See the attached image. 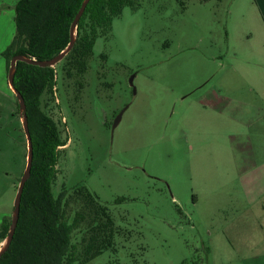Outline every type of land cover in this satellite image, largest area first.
I'll return each mask as SVG.
<instances>
[{"label": "rangeland", "instance_id": "374dc122", "mask_svg": "<svg viewBox=\"0 0 264 264\" xmlns=\"http://www.w3.org/2000/svg\"><path fill=\"white\" fill-rule=\"evenodd\" d=\"M262 4L134 0L89 73L54 66L56 99L43 105L66 145L53 193L88 188L123 230L88 264H264ZM6 78L0 66V224L28 163Z\"/></svg>", "mask_w": 264, "mask_h": 264}, {"label": "trees", "instance_id": "16d2710c", "mask_svg": "<svg viewBox=\"0 0 264 264\" xmlns=\"http://www.w3.org/2000/svg\"><path fill=\"white\" fill-rule=\"evenodd\" d=\"M84 1L21 0L16 7L15 38L2 53L8 72L15 56L49 61L65 51ZM133 2L90 0L77 26L75 45L60 63L63 78L88 72L97 41L108 37L114 20ZM102 58L107 60L106 55ZM57 76L54 67L17 63L15 87L25 99L34 159L16 233L0 264H88L105 251L117 250L116 238L123 234L109 207L88 188H63L58 196L53 193L60 148L66 144L58 124L44 109L43 98L56 99ZM11 223L12 219H4L0 224V243L7 239Z\"/></svg>", "mask_w": 264, "mask_h": 264}, {"label": "water", "instance_id": "95a60500", "mask_svg": "<svg viewBox=\"0 0 264 264\" xmlns=\"http://www.w3.org/2000/svg\"><path fill=\"white\" fill-rule=\"evenodd\" d=\"M90 0H85L71 26V42L68 46V48L63 51L60 55H58L57 57H55L52 60L49 61H36L34 59H31L29 57L23 56V55H18L15 56L10 64V68H9V72H8V82L9 85L11 87V89L13 90L14 94L17 97L18 103L20 105V111L23 114V123H24V131L26 133L27 139H28V163H27V168L26 171L20 181V185L18 187V192L15 198V202H14V212H13V216H12V223H11V227H10V231H9V235L7 237V239L4 241V245L2 247V249L0 250V257H2L7 250L10 248L11 243L13 241V238L15 236L16 233V229L18 226V222L20 219V212H21V202H22V197H23V193L25 190V186L28 182V180L31 177V173H32V167H33V159H34V148H33V140H32V136L30 133V129H29V124H28V118H27V108H26V103H25V99L23 98L22 94L16 89L15 87V75H16V71H17V63L18 62H25L31 65H35V66H40V67H54L57 64H59L60 62H62L64 60V58L71 52V50L73 49L76 39H77V26L89 4ZM134 79L135 76H132V78L130 79V84L131 86L134 88V97L136 96V89L134 87ZM125 111H122L116 118V120L114 121L113 125H112V130L115 131V129L119 126L123 114Z\"/></svg>", "mask_w": 264, "mask_h": 264}, {"label": "crops", "instance_id": "0c3cea01", "mask_svg": "<svg viewBox=\"0 0 264 264\" xmlns=\"http://www.w3.org/2000/svg\"><path fill=\"white\" fill-rule=\"evenodd\" d=\"M20 1L21 0H0V56H2V53L7 49V47L13 42L15 38L16 7ZM262 3H263L262 12L264 15V0H262ZM7 23H9L10 26L13 28L11 32L7 31L8 28L6 26ZM0 66H1V71H3V73L6 72V75H8L7 61H6V66L2 62L0 63ZM5 85L8 86L9 91L12 94L13 90L11 89L7 78Z\"/></svg>", "mask_w": 264, "mask_h": 264}, {"label": "flooded vegetation", "instance_id": "af4514ba", "mask_svg": "<svg viewBox=\"0 0 264 264\" xmlns=\"http://www.w3.org/2000/svg\"><path fill=\"white\" fill-rule=\"evenodd\" d=\"M99 39H100V38H99ZM98 41H99V40H98ZM98 41H97V43H98ZM101 58H102V56H101ZM92 60H93V59H92ZM92 60H91V62H92ZM91 62H90V69H91ZM60 63H61V62H60ZM60 63H59V64H60ZM57 65H58V64H57ZM90 69L88 70L87 73H89ZM87 73H86V74H87ZM86 74H85V75H86ZM83 87H84V85H83V83H82V88H83ZM133 91H134V88H133ZM19 111H20V110H19ZM120 113H121V112H120ZM120 113H119V114H120ZM123 115H124V114H123ZM116 118H117V117H116Z\"/></svg>", "mask_w": 264, "mask_h": 264}, {"label": "bare ground", "instance_id": "6f19581e", "mask_svg": "<svg viewBox=\"0 0 264 264\" xmlns=\"http://www.w3.org/2000/svg\"><path fill=\"white\" fill-rule=\"evenodd\" d=\"M2 248H0V250H1Z\"/></svg>", "mask_w": 264, "mask_h": 264}]
</instances>
